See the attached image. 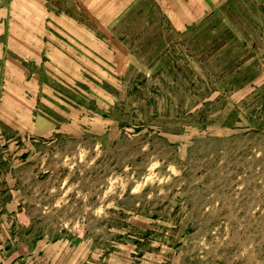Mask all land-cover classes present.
Returning <instances> with one entry per match:
<instances>
[{
  "label": "rangeland",
  "instance_id": "obj_1",
  "mask_svg": "<svg viewBox=\"0 0 264 264\" xmlns=\"http://www.w3.org/2000/svg\"><path fill=\"white\" fill-rule=\"evenodd\" d=\"M0 264H264V0H0Z\"/></svg>",
  "mask_w": 264,
  "mask_h": 264
}]
</instances>
